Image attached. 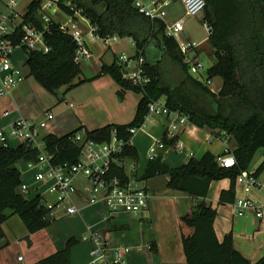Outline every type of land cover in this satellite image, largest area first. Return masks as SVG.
<instances>
[{
    "label": "trees",
    "instance_id": "obj_1",
    "mask_svg": "<svg viewBox=\"0 0 264 264\" xmlns=\"http://www.w3.org/2000/svg\"><path fill=\"white\" fill-rule=\"evenodd\" d=\"M203 24L209 28V43L214 63L208 69L207 80L222 78V87L212 92L206 81L194 76L185 62V56L175 36L169 35L164 19L142 13L132 0H61L65 11L72 15L80 10L102 37L117 35L130 38L136 53L131 59L144 58V71L150 82L144 87L124 77L125 66L117 59L104 64L101 75L109 74L120 87V92L132 90L141 94L134 119L128 124H108L88 130L80 126L66 134L50 133L43 140L55 165L74 164L81 155V145L73 141L77 133L98 142H109L113 130L125 142L122 157L135 159L138 150L131 144V128L141 127L150 112V104L166 97V106L187 115L198 127L218 129L234 142L231 152L237 165L225 168L211 152L201 158H191L182 166L171 167L163 161V154L151 159L142 176L148 179L168 174V187L202 198L207 197L213 181L229 178L231 186L221 194V202L235 200L237 176L250 169L258 152L264 151V0H206ZM42 0H32L12 35L18 44L24 36L23 27L34 25L44 32L50 50L27 51L26 66L45 89L57 94L83 83L81 63L76 60L78 44L74 37L61 29V23L51 19L45 24L40 11ZM70 3L71 5H69ZM74 8V10H72ZM165 146L176 145L179 137H162ZM38 149L25 144L4 147L0 145V239L5 236L3 224L10 214H18L30 233L46 228L50 209L36 195L25 197L20 192L23 181L20 162L37 161ZM264 172V159L256 175ZM110 175L123 182L130 177L124 164L112 163ZM10 213V214H9ZM217 210L205 200L180 220V230L189 264H264V257L252 262L234 245L230 232L223 240L216 234L214 222ZM39 264H71L68 248L43 258Z\"/></svg>",
    "mask_w": 264,
    "mask_h": 264
},
{
    "label": "crops",
    "instance_id": "obj_2",
    "mask_svg": "<svg viewBox=\"0 0 264 264\" xmlns=\"http://www.w3.org/2000/svg\"><path fill=\"white\" fill-rule=\"evenodd\" d=\"M7 11L8 5L6 1L0 0V16ZM25 12L21 14L24 15ZM49 14L51 18L58 22H64L67 19H58L60 15L58 11H50ZM21 20L19 19L17 21L19 22ZM185 37H187V34H185ZM116 42L118 40L109 45L104 44L102 41L90 43L92 56L85 59V61L89 60L90 62L82 67L86 80L93 79L95 82L101 80L106 75L100 74L102 66L104 64H112L119 56L123 55L120 54L121 50L116 48ZM199 47L196 49V54L200 59L202 51ZM212 51V47L207 49V53L214 63L215 60L212 56ZM13 62L19 67L18 62L15 60ZM28 72L30 74L29 69ZM25 74L27 78L28 74ZM25 80L12 91L9 97L0 99L3 101L2 111H4V118H6L5 125L2 127L4 129H9L10 125L20 117L29 119L26 116L27 113H33L24 110L21 105L22 100L25 98V85L23 84ZM114 82V79L113 81H108L109 84L116 85L117 83ZM222 83L223 81H220L219 89L222 87ZM130 91L132 90L121 92L127 93ZM139 95L137 104L141 98V94ZM159 101L165 104L166 97L161 98ZM6 112L9 113L5 114ZM135 113L136 108L134 113L129 115V109L122 105L119 110L115 109L113 111V116L111 117L113 120L110 123L128 124L134 119ZM146 124L150 125V131L148 130L146 134L150 133L154 137L162 138L167 129V117L158 113H152L147 116ZM51 133L58 134L55 132ZM146 136L151 139L149 135ZM178 137L179 141L176 145L159 148L157 150V156L163 154V161L171 167L185 165L193 157L199 159L208 151L219 158L225 155L227 147L232 149L229 137L225 133L220 132L218 129L198 127L192 124L190 119L182 123ZM19 144V141L12 140L13 146H18ZM131 144L138 150L139 157L137 160L126 159L124 166L129 177L136 180L140 186L144 187L150 193L149 206L144 213L135 216L125 212H117L110 217L104 202L95 204L89 202L88 196L83 190L86 179L83 176H79L77 178V190L72 195V199L65 201L50 213L52 220L46 228L30 233L18 214L9 213L8 220L3 224L5 236L0 239V264H24L25 262L26 264H39V261L43 258L65 248L69 249L71 264H89L90 252L95 246L94 242L86 237L89 234V227L104 233L111 246H129L130 252L127 255L128 264H189L182 240L180 220L201 200H205L211 204L218 212L214 227L220 240H223L226 234L232 232L235 247L245 257L252 262L264 257V215L263 217H258L257 212L251 209L246 215L237 216L234 212L235 200L221 202L222 192L230 189L231 181L229 178L213 181L210 185L208 195L205 198L169 188L168 181L170 176L168 174H158L148 179H142L148 163L151 160V145L145 149L140 139H135V137H132ZM149 149L148 157L147 152ZM172 149L178 153L185 154L182 162L177 163L173 161L169 155ZM128 160L135 162L134 165L131 164L129 170L126 167ZM140 160H142L141 168H139ZM20 163V167L25 170V162ZM258 167L254 166L252 170L256 171ZM23 180L31 183V173H24ZM259 180L264 181V172L259 176ZM47 188L48 185L41 187L43 203L56 202V196L49 193ZM235 193V199L238 196H249L260 201L264 212V192L255 189L249 194H246L243 187L236 183ZM71 204L76 205L80 209V213L69 214L67 207ZM14 226H18V229L14 228ZM41 232H45L43 233L45 242L34 250L33 255L29 256L26 253L20 252L17 256H12L13 250L15 248L19 249L21 246L17 243L18 239L22 240L24 237L25 239L29 237L30 247L34 245L35 240L37 242L39 241L36 236L41 235ZM19 256H23L24 260L20 261Z\"/></svg>",
    "mask_w": 264,
    "mask_h": 264
},
{
    "label": "built area",
    "instance_id": "obj_3",
    "mask_svg": "<svg viewBox=\"0 0 264 264\" xmlns=\"http://www.w3.org/2000/svg\"><path fill=\"white\" fill-rule=\"evenodd\" d=\"M4 1L8 5V11L0 16V99L9 97L12 91L26 79L25 72L13 62V53L16 47H22L26 51L48 52L50 50L49 45L45 42L43 30L34 25H25L23 27L24 36L21 41L18 44L13 42L12 35L22 21L18 22L17 20L23 17L18 11L20 0ZM132 1L142 13L152 19H165L167 16L166 7L170 4L168 0ZM182 2L186 14L191 16L203 14L207 5L206 0H182ZM52 10L64 11L61 0H42L40 11L43 14L45 24H47L46 27L52 19L49 14ZM66 15L67 19L60 22L61 29L70 33L77 42L76 60L80 63L92 56L90 43L102 41L104 44L109 45L119 39L117 35L108 37L99 35L97 27L91 24L80 10H74L72 15L68 13ZM205 25L207 26V24ZM167 30L169 35L175 36L178 40L190 72L194 76L199 74L204 67L196 54V49L200 45L190 41L185 42L179 37V34L184 31V18H180L171 25L167 24ZM117 61L125 66L124 77L135 85L144 87L150 82V77L144 71L143 57L131 59L130 56L123 54L117 58ZM196 77L206 81L212 92L217 93L220 90L212 86L213 80H207L200 76ZM152 113L167 117V129L164 134L166 138L177 137L182 123L189 120L187 115L169 109L166 104H162L160 101H154L150 104L149 114ZM53 115L52 112H47V119L53 117ZM46 125V121L38 125L32 120L20 117L10 125L9 129H0V145L9 147L12 146V140H17L20 144H25L40 151L37 161L25 162V170L21 168L23 174L31 173L32 179L31 183L23 180L20 185V192L25 197L42 196L41 187L48 185L47 191L54 194L57 199L56 202L45 204L51 213L65 201L72 199V195L77 190V178L83 176L86 179L83 190L88 196L89 202L91 204L104 202L110 217L117 212L139 216L148 209L150 193L144 187L131 178L127 182H123L119 176L110 175L112 163L117 162L122 165L125 161L121 156L125 142L118 139L116 130H113L109 142H98L85 138L83 132L77 133L73 141L81 145V155L78 162L55 165L52 163L53 156L47 152L45 142L40 136V129ZM145 127L146 122L139 128H131L130 132L135 134L139 129ZM148 134L154 140L151 146V159H153L157 157V150L166 146L162 138ZM225 152V155L218 158L220 165L225 168L236 166L237 159L231 152V148L227 147ZM237 183L243 187L246 194L255 189L264 192V181L259 180L255 170H243L237 176ZM251 209L257 212L258 217H263L264 212L260 201L249 196L236 197L234 201L235 215L244 216ZM67 211L69 214L80 213V209L74 204L68 206ZM88 233L86 237L91 239L95 245L90 252L89 264H128L129 246H111L104 233L91 227L88 228ZM19 260L23 261L24 257L19 256Z\"/></svg>",
    "mask_w": 264,
    "mask_h": 264
},
{
    "label": "rangeland",
    "instance_id": "obj_4",
    "mask_svg": "<svg viewBox=\"0 0 264 264\" xmlns=\"http://www.w3.org/2000/svg\"><path fill=\"white\" fill-rule=\"evenodd\" d=\"M31 1L32 0H21L18 5V11L20 13L25 12L27 6ZM145 1L149 2L151 0ZM168 1H170V4L166 7L167 16L164 20L167 24L171 25L176 20L184 18L185 31L181 32L179 34V37L185 42L190 41L192 43L195 42L200 44L199 49H201L202 51L200 60L203 63L204 67L201 69L200 73L195 76H200L204 79H207L208 69L212 66L213 62L210 55L207 53V49H210L211 45L208 40L209 30L202 21L201 16H203V14L196 16L187 15L182 0ZM52 11H58V13L60 14L58 19L67 18V15L64 11ZM185 34H187V37H185ZM116 48L121 50L120 54H127L130 57L134 56L136 53L135 45L129 38L126 37H119L118 42H116ZM13 60L18 62L19 67L28 74V77L23 83L25 85V98L22 100L21 105L24 110L33 113H27L26 116H28L29 120H32L35 124L38 125L41 122L46 121L47 127L40 129L41 138H44L51 132L66 134L72 130L77 129L80 126H83L88 130H93L111 124L110 122H112L113 120L111 119V117L113 116V111L115 109L119 110V108L123 105L129 109V115H132L135 111L137 100L140 97L139 93H136L134 91H130L127 93L119 92L120 87L117 84L112 85L108 83V81H113L112 76L109 74L103 76V78L98 82H95V80L93 79H87L83 83L73 87L70 90L62 88L57 92V94H54L45 89L32 75L29 74L28 67L26 66L27 51L24 48H15L13 53ZM88 62L90 61H81V68L83 67V65L85 66L86 63L89 64ZM220 81H222L221 77H216L212 86L215 88L220 87ZM71 104H73V106H71ZM2 105L3 101L0 100V129L5 125L6 119L4 118V111H2ZM47 112H52L54 114L53 117L47 119ZM1 118L3 119L1 120ZM149 128L150 125H147L144 129H139L133 136L135 137V139H140V142L145 149H147L149 145L152 146L154 142L152 137L149 134H146L148 130L150 131ZM146 135H149L151 139H149ZM230 145L233 148L234 142H231ZM149 152L150 149L147 152L148 157ZM169 155L171 156L173 161L177 163L182 162V159L185 156V154L178 153L174 149H172ZM263 158L264 151L263 149H260L256 153L251 163L250 169H252L254 166H259L263 161ZM134 163V161L128 160L126 166L127 169L129 170L131 164L134 165ZM139 164V168H141L142 160H140ZM19 165L21 166V163H19ZM14 228L18 229V226H14ZM43 233L45 232H41V235L36 236L39 241L37 242L35 240L34 245L30 247V241L28 239H25V237L22 240L18 239L17 243L21 245V248H15L12 252V256H17V254L20 252L26 253L29 256L33 255L34 250L40 245H43V243L45 242ZM24 264H26V262Z\"/></svg>",
    "mask_w": 264,
    "mask_h": 264
},
{
    "label": "water",
    "instance_id": "obj_5",
    "mask_svg": "<svg viewBox=\"0 0 264 264\" xmlns=\"http://www.w3.org/2000/svg\"><path fill=\"white\" fill-rule=\"evenodd\" d=\"M26 239H29V237H26Z\"/></svg>",
    "mask_w": 264,
    "mask_h": 264
}]
</instances>
